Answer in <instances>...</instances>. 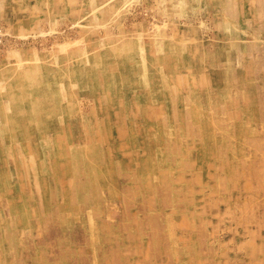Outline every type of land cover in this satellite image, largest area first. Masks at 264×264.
<instances>
[{
  "label": "rangeland",
  "instance_id": "obj_1",
  "mask_svg": "<svg viewBox=\"0 0 264 264\" xmlns=\"http://www.w3.org/2000/svg\"><path fill=\"white\" fill-rule=\"evenodd\" d=\"M0 264H264V0H0Z\"/></svg>",
  "mask_w": 264,
  "mask_h": 264
},
{
  "label": "bare ground",
  "instance_id": "obj_2",
  "mask_svg": "<svg viewBox=\"0 0 264 264\" xmlns=\"http://www.w3.org/2000/svg\"><path fill=\"white\" fill-rule=\"evenodd\" d=\"M24 156V155H23ZM29 156V155H28ZM30 159V158H29ZM27 160H28V158H27ZM9 163V162H8ZM7 163V164H8ZM29 163V162H28ZM10 166V165H9ZM10 171H13V169L12 170H9V174H10ZM3 172V171H2ZM15 172V171H14ZM13 174V173H12ZM16 174V173H15ZM15 174H14V176H15ZM4 176V175H3ZM4 178V177H3ZM14 179V178H13Z\"/></svg>",
  "mask_w": 264,
  "mask_h": 264
}]
</instances>
